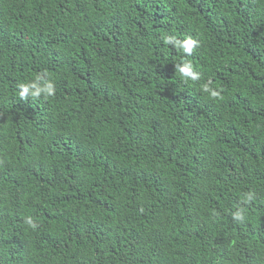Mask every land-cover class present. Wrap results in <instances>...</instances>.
I'll return each mask as SVG.
<instances>
[{
	"label": "trees",
	"instance_id": "obj_1",
	"mask_svg": "<svg viewBox=\"0 0 264 264\" xmlns=\"http://www.w3.org/2000/svg\"><path fill=\"white\" fill-rule=\"evenodd\" d=\"M0 264H264V0H0Z\"/></svg>",
	"mask_w": 264,
	"mask_h": 264
},
{
	"label": "clouds",
	"instance_id": "obj_2",
	"mask_svg": "<svg viewBox=\"0 0 264 264\" xmlns=\"http://www.w3.org/2000/svg\"><path fill=\"white\" fill-rule=\"evenodd\" d=\"M170 42V38H166V43ZM196 44V41L192 38H187L184 40L183 44H177L178 49H182L184 52H191L193 46ZM178 70L180 74H184V77L187 78L189 75H191V66L188 64H185L184 67H180L177 65ZM41 80V77L36 78V83H30V84H21L20 88L22 89L19 92V95L21 98H27L29 94H31L33 97H37L39 93L43 90L46 92L48 96H52L55 94V87L51 82H46L47 87L44 89H41L39 82ZM34 89V91H33ZM215 95V94H214ZM26 223L35 228L36 225L33 222V219L31 217H28L26 220Z\"/></svg>",
	"mask_w": 264,
	"mask_h": 264
}]
</instances>
